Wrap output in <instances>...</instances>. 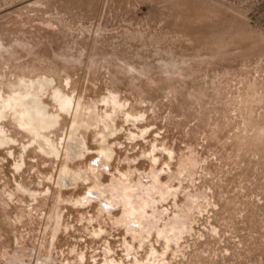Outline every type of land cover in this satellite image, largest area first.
I'll return each mask as SVG.
<instances>
[{"label":"rangeland","instance_id":"obj_1","mask_svg":"<svg viewBox=\"0 0 264 264\" xmlns=\"http://www.w3.org/2000/svg\"><path fill=\"white\" fill-rule=\"evenodd\" d=\"M43 76L59 153L3 113L0 264H264V0H0V96ZM153 171L139 233L90 193Z\"/></svg>","mask_w":264,"mask_h":264},{"label":"bare ground","instance_id":"obj_2","mask_svg":"<svg viewBox=\"0 0 264 264\" xmlns=\"http://www.w3.org/2000/svg\"><path fill=\"white\" fill-rule=\"evenodd\" d=\"M53 82H54L53 78L46 77V76L39 77L38 79L30 81V82L22 81L20 83V85L18 86V90L13 92L11 95H9L8 98H3L2 96H0L1 101H8V104H6L4 106H0V118L3 117V115H4L3 113L5 111H12L14 119L19 122L18 125H20L21 128H24L32 136L31 141H35L37 144V147L41 151H43L45 153H46V151H48V152H51L52 154L58 155L59 150H58L57 146L48 136H46L44 134V130H46V129H48V128H50L56 124L57 119L59 118L58 117L59 114L54 113V112H49L47 109V104H45L43 102V100L40 96V94H41L40 91L45 88V85L47 84V86H50ZM52 92H53L54 100L59 104V106L62 110H68L69 111V108L71 106L74 107V102L72 100L73 99L72 97L64 94L59 89H54V91H52ZM103 100L105 102H108V101L111 102L114 107L122 104L119 101V99L114 95H110L109 97H104ZM75 105H76V107L74 108V112H73V115H74V119H73L74 124H72L73 127L76 123V118L78 116V111L80 109L79 107L81 106L79 103H76ZM72 129H74V128H72ZM103 136H104V134H102V137ZM69 137H71L70 138L71 141H74V140H72L73 138L75 139V137L73 136V132L70 133ZM5 140H6V144L4 142ZM15 143H17V139L10 137V135L8 136V134H6V131L4 130V128L0 126V144H5V146H6L7 144H15ZM29 146H32V144ZM24 147H25V144L23 143L22 149H24ZM81 148H83L85 151L88 150V148L86 147L84 142H82ZM107 150L110 151L108 153L107 158H110L111 153H112L111 149L109 150V147L107 149H105V148L101 149V151H107ZM10 154L12 155L11 151H10ZM103 155H104V153H103ZM103 157H102V159H104ZM105 158H106V155H105ZM155 159H156V157L153 156L152 160L155 161ZM22 162H23V160L21 157L20 162H17L15 164V166L17 167ZM100 165H102V164H100ZM99 167H100L99 165L95 166L94 164H92L89 167V169L94 171L93 173L96 174V172H98ZM68 169L66 166H63L61 168V171L59 173L60 175H58V176H60L61 180L68 177L67 175H65L68 172ZM97 176L98 175L96 174V177ZM123 176H125L124 178L127 177L125 173L122 174V177ZM140 177L136 182L133 181L134 183H131L129 181H125V183L123 182V184L125 186V188H124L125 191H123L124 189H122V188H121L122 190L119 189V186L117 184L120 181L118 183L116 182L117 184L112 183L111 185L108 184V185L102 186L100 181H98L96 179H95L96 184H94V188L90 189V193L92 195H94L95 198H98L99 201H102L103 203L105 202L108 206H110V207L123 206L124 207L123 215L127 214L126 219H124V225L127 224V226L130 227L134 233H139V230H141L140 227L145 225V223L147 221L148 215L146 213V206L150 205V204H148V202L151 201V198H153L152 196L155 194L154 192H159L160 195L163 197V194L169 190V188L164 189L161 181L158 178L157 172H155V171L152 172V175L150 177L151 182L150 183L148 182L149 184L148 183L145 184L144 182H142L143 180L141 181ZM68 178H67V180H68ZM127 179H129V178H127ZM127 179H125V180H127ZM74 180H75V178H74ZM65 181H66V179H65ZM68 182H70V181H68ZM73 184H75V182ZM121 184H122V179H121ZM65 186L66 185H64V187ZM97 186H99V187L96 188ZM124 186H122V187H124ZM138 189L142 190L141 193L139 192L141 195L143 192L145 194V196L142 195V199H140L141 202L138 199L140 196L139 197L137 196L138 198L136 197L138 199L137 201L134 200V196H136L134 191L138 190ZM170 190L172 191V189H170ZM138 191H140V190H138ZM106 192L109 193L110 196H107ZM139 193L138 194L136 193V194L139 195ZM94 196L93 197L89 196V197H85V198H88L87 202H91L94 199ZM159 196H157V197H159ZM156 201H158V200L156 199ZM75 203H82V202L80 200H77V201H75ZM154 211H156L159 215L164 213V212H162V210L161 211L158 210V208L154 209ZM160 212H162V213H160ZM162 215H161V217H162ZM135 219L137 222L140 221L138 223L139 224L138 227H137V225L136 226L132 225L133 224L132 221L133 220L135 221ZM170 221L173 222V223L170 222V223H172L171 224L172 229L174 226L178 227L180 223L182 225V228L186 229V227L188 226L187 225L188 224L187 223L188 222L187 221V214H184V215L175 214ZM143 229H144V227H143ZM153 251L156 252L154 249H153Z\"/></svg>","mask_w":264,"mask_h":264}]
</instances>
